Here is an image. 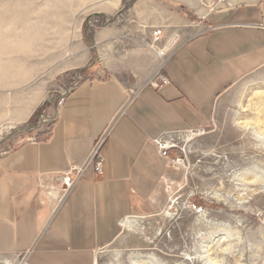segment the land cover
Segmentation results:
<instances>
[{"label":"crops","instance_id":"obj_1","mask_svg":"<svg viewBox=\"0 0 264 264\" xmlns=\"http://www.w3.org/2000/svg\"><path fill=\"white\" fill-rule=\"evenodd\" d=\"M123 2H97L92 15L112 26L96 30L90 47L76 31L49 59L50 78L92 68L95 77L64 96L48 139L31 138L42 125L0 146V264H97L100 249L122 240L123 218L162 207L168 167L155 142L204 129L264 67V0H134L126 10ZM173 36L161 72L168 84L151 86L155 51ZM47 88L24 106L17 98L0 135L27 125ZM96 151L102 173L82 171Z\"/></svg>","mask_w":264,"mask_h":264},{"label":"rangeland","instance_id":"obj_2","mask_svg":"<svg viewBox=\"0 0 264 264\" xmlns=\"http://www.w3.org/2000/svg\"><path fill=\"white\" fill-rule=\"evenodd\" d=\"M99 1L0 0V126L15 112L17 98L24 106L38 86L48 85L45 102L27 125L2 130L3 149L14 146L5 139L17 131L43 125L31 138L44 139L58 103L95 77L92 68L50 78L47 64L76 31L87 34L90 47L96 30L112 26L92 15ZM123 1L125 9L134 0ZM203 131L193 140L184 133L161 140L175 146L165 161L171 166L161 185V209L123 218L131 227L119 226L122 240L100 249L97 264H262L264 67L238 86L232 103ZM177 160L183 166L171 164Z\"/></svg>","mask_w":264,"mask_h":264},{"label":"built area","instance_id":"obj_3","mask_svg":"<svg viewBox=\"0 0 264 264\" xmlns=\"http://www.w3.org/2000/svg\"><path fill=\"white\" fill-rule=\"evenodd\" d=\"M162 36V31L161 29H156L152 32V41L153 43H158L160 38ZM175 40L176 37L173 36L171 39H169L160 49H156L155 53L156 56L159 60V66L157 71L154 73L151 81H150V85L151 86H155L156 83L164 86L168 84V80L162 75V69L166 63V61L169 59V57L171 56V54L174 51V44H175ZM62 101L58 103V107L61 106ZM184 134H188L190 135L192 138H197L200 137L204 134L203 129L200 130H188L186 132H184ZM168 143V142H167ZM166 142H161V141H156L155 142V146L158 149L159 155L160 157L164 160V161H168V153L169 150L173 149L174 147H169V145H167ZM97 158V151L93 154L92 159L88 162V164L81 169L82 171L86 170L88 167H91V169H93V171L97 174L100 175L102 173V160L101 158ZM180 160L174 161L171 164H174V166H178V162ZM171 165L168 164V167H170ZM80 170L78 169H71L69 172L73 173V172H79ZM69 186V185H67ZM19 264H25L20 262Z\"/></svg>","mask_w":264,"mask_h":264},{"label":"bare ground","instance_id":"obj_4","mask_svg":"<svg viewBox=\"0 0 264 264\" xmlns=\"http://www.w3.org/2000/svg\"><path fill=\"white\" fill-rule=\"evenodd\" d=\"M185 135V138H188V139H192L193 140V138L190 136V135H188V134H184ZM167 145H169L168 143H167ZM169 147H175V146H173V145H169ZM181 166H183V162L182 161H179L178 162V167H181ZM216 197V196H215ZM127 221V220H126ZM125 221H122V222H120L119 223V226L120 227H123V223H124ZM124 225L126 226H129V227H131V225H132V222H126V223H124ZM148 258V257H147ZM148 259H150L151 260V258H148ZM152 261V260H151ZM207 262V261H206ZM208 263L210 264V261H208ZM213 264H214V262H213Z\"/></svg>","mask_w":264,"mask_h":264},{"label":"trees","instance_id":"obj_5","mask_svg":"<svg viewBox=\"0 0 264 264\" xmlns=\"http://www.w3.org/2000/svg\"><path fill=\"white\" fill-rule=\"evenodd\" d=\"M181 12H182V13H184V11H183V10H181ZM48 137H49V134H48V135H46V137H45L44 139H42V140H36V141H39V142H41V141H45V140H47V139H48Z\"/></svg>","mask_w":264,"mask_h":264}]
</instances>
